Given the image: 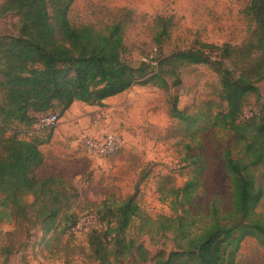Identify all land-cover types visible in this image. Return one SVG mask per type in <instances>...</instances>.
Here are the masks:
<instances>
[{
  "label": "trees",
  "instance_id": "trees-1",
  "mask_svg": "<svg viewBox=\"0 0 264 264\" xmlns=\"http://www.w3.org/2000/svg\"><path fill=\"white\" fill-rule=\"evenodd\" d=\"M73 1L0 0V18L12 14L17 21L15 34H0V207L10 210L18 233L13 239V231L5 232L3 259L19 250L20 236L30 226H39L42 240L48 234L49 240L55 239L71 230L82 210H77L80 192L69 179L38 175L45 160L42 140L7 135V128L31 127L39 114L55 108L63 113L75 101L100 105L134 84L167 90L164 74L170 64L208 63L220 76L216 98L195 104L193 110L177 108L174 99L169 115L197 145L209 130L232 134L234 147L222 153L229 207L223 208L217 197L205 211L192 207L206 160L186 142L184 161L191 166L190 176L181 186L170 184L162 192L172 214H148L138 203L137 189L123 197L108 194L89 205L99 225L86 230V257L97 264H237L244 239L252 238L264 249V213L257 210L264 197V95L257 85L264 79V0H248L244 12L254 29L240 44L222 43L219 60L183 50L158 58L155 66L149 61L133 66L122 58L121 20L101 29L71 24ZM155 25L153 41L159 46L169 37V19L158 16ZM179 83L176 76L172 85ZM249 99L259 108L245 114ZM166 234L174 244L166 256L151 254L136 238Z\"/></svg>",
  "mask_w": 264,
  "mask_h": 264
},
{
  "label": "rangeland",
  "instance_id": "rangeland-1",
  "mask_svg": "<svg viewBox=\"0 0 264 264\" xmlns=\"http://www.w3.org/2000/svg\"><path fill=\"white\" fill-rule=\"evenodd\" d=\"M247 3L248 0H74L68 18L73 25L91 24L98 29L121 20L122 58L133 66L183 50L200 51L212 62L219 60L217 48L222 43L240 44L250 36L254 22L245 15ZM158 16L169 19V37L159 46L153 41ZM16 22L12 14L1 17L0 34H15ZM223 62L229 67L227 61ZM176 76L180 83L173 86ZM164 77L170 85L167 90L152 84H134L100 105L75 101L63 113L55 108L53 111L59 119L52 128L12 125L6 134L38 136L42 140L39 148L45 160L38 175H61L69 179L80 192L77 207V210L82 208L80 217L92 214L89 205L106 195L123 197L135 189L139 205L148 214H172L162 192L170 184L181 186L190 176L191 166L184 161L186 142L194 151L202 152L206 160V171L192 207L205 211L209 201L217 197L227 209L230 189L222 153L227 147H234L232 134L209 130L201 134V143L197 145L189 139L183 124L169 115L174 99L177 108L193 110L195 104L216 98L221 89L220 76L211 64L197 63L170 64ZM257 85L264 95V79ZM249 108L257 110L259 106L249 99L245 114ZM106 134L116 138L111 153L98 155L86 148L88 137L101 139ZM257 210L264 213V197ZM87 223L89 228L99 225L93 218ZM14 224L10 210L0 207V244L7 241L5 232L13 231V239L18 237ZM128 231L132 233L133 227ZM42 236L39 226H30L28 233L20 236L19 250L6 260L0 255V264L9 260L16 264H97L85 255L84 227L76 232L68 230L55 239L49 240L48 234L42 240ZM136 238L151 254L161 252L166 256L174 249L168 234L154 239L147 235ZM236 263L264 264V249L254 239L246 238ZM111 264L129 263L119 260Z\"/></svg>",
  "mask_w": 264,
  "mask_h": 264
},
{
  "label": "built area",
  "instance_id": "built-area-1",
  "mask_svg": "<svg viewBox=\"0 0 264 264\" xmlns=\"http://www.w3.org/2000/svg\"><path fill=\"white\" fill-rule=\"evenodd\" d=\"M149 62H151L153 65H156V61L150 60ZM58 119V113L55 111H48L39 114L32 126L37 129L52 128L56 125ZM85 145L86 148L94 154L107 155L114 150L116 146V138L112 134H106L101 139H93L88 137L85 141ZM89 218H93V221L97 222L94 214H87L85 216H81L72 226L71 230L76 232L81 230L82 227H84V230L89 229V226H87Z\"/></svg>",
  "mask_w": 264,
  "mask_h": 264
},
{
  "label": "crops",
  "instance_id": "crops-1",
  "mask_svg": "<svg viewBox=\"0 0 264 264\" xmlns=\"http://www.w3.org/2000/svg\"><path fill=\"white\" fill-rule=\"evenodd\" d=\"M106 99H107V98H106ZM106 99H104L103 102H104ZM5 264H16V263H14V262H12L11 260H9V261H7V263H5Z\"/></svg>",
  "mask_w": 264,
  "mask_h": 264
}]
</instances>
